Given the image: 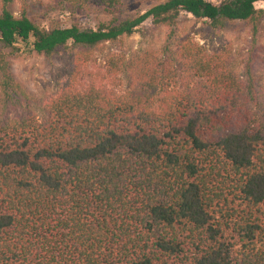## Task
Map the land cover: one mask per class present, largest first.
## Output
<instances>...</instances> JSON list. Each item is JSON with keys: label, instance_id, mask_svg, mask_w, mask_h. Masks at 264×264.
<instances>
[{"label": "trees", "instance_id": "16d2710c", "mask_svg": "<svg viewBox=\"0 0 264 264\" xmlns=\"http://www.w3.org/2000/svg\"><path fill=\"white\" fill-rule=\"evenodd\" d=\"M15 1L0 0V264H264V0H160L124 17L122 0H57L69 15L46 23ZM90 1L106 14L94 27L71 17ZM182 12L213 32L244 25L241 72L231 44L176 34ZM149 18L159 49L104 56L123 89L81 82ZM59 51L67 80L39 101L11 61Z\"/></svg>", "mask_w": 264, "mask_h": 264}, {"label": "rangeland", "instance_id": "374dc122", "mask_svg": "<svg viewBox=\"0 0 264 264\" xmlns=\"http://www.w3.org/2000/svg\"><path fill=\"white\" fill-rule=\"evenodd\" d=\"M56 1L28 0V15L42 23H46L49 17L64 22L66 15H69L68 12L50 11L49 7L54 5ZM155 1L160 0H122L118 7V14L117 11L114 14L119 17L135 14L145 10ZM19 5V0H16L13 6L14 12L19 13ZM255 6L264 9V2L258 1ZM105 15L98 4L90 1L87 8L75 7L71 17L73 20L82 22L86 27H94L98 19H104ZM176 34L179 37L189 36L194 42L203 45L209 52L231 44L233 46V58L238 64L237 70L241 72L249 49L247 33L241 22H228L222 30L213 32L202 20H196L190 14L182 12L178 19ZM164 35L165 30L163 28L154 26L151 18L146 19L131 36L114 43L105 44L101 52L95 54L86 65V78L81 79V82L85 81L86 84L93 80L98 86L120 91L125 86L126 78L123 74L108 75L104 56L107 53L128 55L138 49H159L164 40ZM67 64L68 57L65 52L59 51L51 59L38 55L14 58L11 61V71L14 77L39 101H46L57 95L67 80Z\"/></svg>", "mask_w": 264, "mask_h": 264}]
</instances>
